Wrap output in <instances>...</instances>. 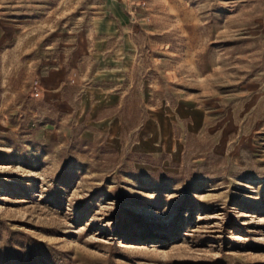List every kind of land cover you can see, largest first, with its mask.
Returning <instances> with one entry per match:
<instances>
[{
    "label": "rangeland",
    "instance_id": "obj_1",
    "mask_svg": "<svg viewBox=\"0 0 264 264\" xmlns=\"http://www.w3.org/2000/svg\"><path fill=\"white\" fill-rule=\"evenodd\" d=\"M101 1L0 0V264H264V0H118L148 101L207 112L153 152L74 123Z\"/></svg>",
    "mask_w": 264,
    "mask_h": 264
},
{
    "label": "crops",
    "instance_id": "obj_2",
    "mask_svg": "<svg viewBox=\"0 0 264 264\" xmlns=\"http://www.w3.org/2000/svg\"><path fill=\"white\" fill-rule=\"evenodd\" d=\"M117 2L112 7L101 1L98 14L90 21L97 65L92 79L77 92L74 123L80 136L102 138L117 149L179 150L175 122L188 118L184 129L196 132L207 120L206 109L190 99L179 100L174 106L165 100L156 107L148 101L150 89L135 84L140 59L131 18L126 7Z\"/></svg>",
    "mask_w": 264,
    "mask_h": 264
}]
</instances>
